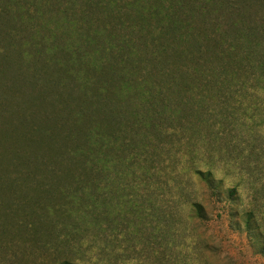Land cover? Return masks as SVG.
Here are the masks:
<instances>
[{"label": "trees", "instance_id": "16d2710c", "mask_svg": "<svg viewBox=\"0 0 264 264\" xmlns=\"http://www.w3.org/2000/svg\"><path fill=\"white\" fill-rule=\"evenodd\" d=\"M247 6L0 0V264H13V248L25 256L34 246L52 249L55 264H110L95 229L108 217L115 241L151 217L155 230L162 210L147 195L149 179L168 166L176 177L190 173L231 213L236 187L223 186L211 162L196 165L192 139L214 125L215 111L227 117L236 83L264 88V51L246 40ZM211 132L200 139L228 153L229 135ZM188 183L176 186L179 196ZM190 190L188 213L204 222L207 207ZM253 200L240 214L264 256V202ZM148 241L146 264H219L208 240Z\"/></svg>", "mask_w": 264, "mask_h": 264}, {"label": "rangeland", "instance_id": "374dc122", "mask_svg": "<svg viewBox=\"0 0 264 264\" xmlns=\"http://www.w3.org/2000/svg\"><path fill=\"white\" fill-rule=\"evenodd\" d=\"M213 1L209 0L213 5ZM240 1V0H238ZM247 6V16L252 33L246 40L252 45H256L264 51V0H245ZM203 3V0H197ZM5 3V2H4ZM119 3V2H118ZM261 18L257 24H252ZM21 30V27L19 29ZM24 30V29H23ZM244 39V40H245ZM264 69V68H263ZM264 71V70H263ZM260 84L264 85V72L261 73ZM250 83H255L253 79ZM239 84H235L237 90L232 96L229 112L227 117L225 114L214 113L215 117L210 118L209 122L214 121V125L208 129L206 126L200 128V135H214L215 132L220 137L225 131L229 135L230 147L229 152H219L217 149L208 147L207 139H200L197 135L192 139V147L197 151L196 165L200 169H206L207 162H211L214 176L223 182V186L237 189V195L240 200L238 204L231 207V213L224 205L223 201H216L210 192H207L202 183L198 182L194 176L182 175L176 177L171 166L165 168L162 175L151 176L149 179L150 202L156 200V204L161 206V213L155 216L159 221L158 227L154 230L151 217L145 221L146 227L135 231L134 235H118V239L113 241L110 232V224L108 217L101 222V230L95 229L101 244L103 245V254L105 260L107 258L113 261L112 264H146L149 251L147 248L148 240H158L163 243L183 244L188 240H208L211 242L215 255L214 259L219 264H264V256L254 252L250 239L244 229V220L240 211L254 203L255 198H259V206L264 202V88L248 86L244 90H238ZM218 110V108L216 107ZM233 119L229 123V119ZM211 130V131H210ZM206 136V135H205ZM165 163L162 164V166ZM154 165V164H153ZM181 169L178 167V170ZM175 177L178 182H174ZM184 196L178 194L176 186L186 185ZM173 186V187H172ZM191 188L190 192L199 200H202L207 207L209 218L204 222L196 218L190 217L185 205V190ZM170 206L171 215L166 213L165 207ZM264 204V203H263ZM261 207V206H260ZM261 214L264 216V206L262 205ZM112 216L113 212H108ZM105 216H108L107 214ZM154 220V218H152ZM103 229H105L103 231ZM61 233L66 229H60ZM134 232V231H133ZM60 238L61 234H60ZM80 238L82 242V251L86 252L89 247L88 240L92 239L90 229L81 231ZM94 238V237H93ZM78 240H72L73 245ZM110 252H114L116 258L111 260ZM15 253V254H14ZM15 260L13 264H55L54 252L52 249L44 250L42 247L34 246L29 254L22 256L21 247L14 248L7 254ZM2 262V260H0ZM110 263V264H111Z\"/></svg>", "mask_w": 264, "mask_h": 264}]
</instances>
